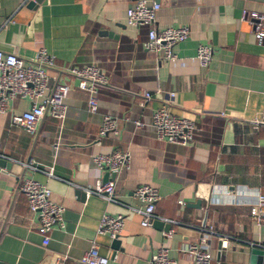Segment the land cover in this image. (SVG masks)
Wrapping results in <instances>:
<instances>
[{
  "label": "crops",
  "instance_id": "obj_1",
  "mask_svg": "<svg viewBox=\"0 0 264 264\" xmlns=\"http://www.w3.org/2000/svg\"><path fill=\"white\" fill-rule=\"evenodd\" d=\"M138 1L43 0L29 7L23 0H0V51L28 62L46 49L55 58L47 71L51 86L70 87L62 128L45 116L30 135L11 122L10 113L0 112V155L13 161L9 170L0 168V264H80L93 239L108 264H149L160 246L178 264H191L182 248L198 238L205 218L223 236L211 242L212 264H250L251 244L263 240L264 226H255L250 209L264 194V124L253 125L264 107V42L256 43L241 18L243 11L264 15V0H155L158 29H189L174 47L176 60L160 64L144 48L146 29L126 25L127 11ZM200 45L213 50L207 68L195 58ZM88 65L108 78L96 114L87 112L86 95L69 75L72 67ZM144 92L151 98L140 107ZM162 104L195 123L189 144L161 141L152 129L135 127L134 120L148 122ZM30 105L17 99L11 107L22 112ZM104 113L118 119V133L98 135ZM115 149L130 158L126 168L109 173L116 182L113 203L84 189L106 180L91 155ZM28 161L40 170L26 168ZM30 177L65 207V226L51 231L47 246L20 191ZM143 184L162 196L155 214L178 221L171 238L160 226H142L140 216L125 207L142 206L132 194ZM197 200L199 209L190 205ZM104 213L124 216L119 249L97 233Z\"/></svg>",
  "mask_w": 264,
  "mask_h": 264
},
{
  "label": "built area",
  "instance_id": "obj_2",
  "mask_svg": "<svg viewBox=\"0 0 264 264\" xmlns=\"http://www.w3.org/2000/svg\"><path fill=\"white\" fill-rule=\"evenodd\" d=\"M35 0H23V4L34 3ZM160 6L155 0H140L130 7L126 13V25L137 30L146 29L145 50L161 62L173 63L176 60L174 47L184 42L189 36L188 27L158 29L156 27V13ZM242 21L252 29L254 39L258 45L264 42V15L243 11ZM196 61L201 68H207L212 62L213 50L209 46L200 45L196 53ZM55 67V58L46 49L40 48L31 61H24L15 54L0 51V112L10 113L11 122L23 127L30 135L36 132V126L45 116L59 122L60 128L67 116L65 99L70 87L56 83L51 86L47 71ZM69 75L77 81V87L86 95V109L91 114L99 112V90L108 85V78L95 65L72 67ZM151 94L144 92L138 105L144 107L150 101ZM17 99L30 101V108L16 112L11 104ZM118 119L108 113L101 118L98 135L104 137L110 133H118ZM136 128H150L158 140L177 145H187L193 139L195 123L185 117L174 115L166 104L152 111L148 122L133 121ZM264 124V107L260 117L254 118L253 125ZM58 142L55 145L57 148ZM129 153L115 149L110 153H96L91 155L92 166L103 172L116 174L128 166ZM39 165V164H38ZM34 162L24 164L26 168L39 171L40 167ZM52 168L47 172L53 176ZM114 178L106 180L96 179L93 186L84 189L87 194H94L108 202L116 203ZM20 191L26 198L29 211L37 218L36 230L42 237V244L47 246L53 229H63L65 226V207L55 202L51 197V190L43 183L26 178L20 184ZM229 193L227 192L226 195ZM133 198L142 206H126L131 212L140 216V224L149 227L156 219L178 225V221L161 218L155 214V206L162 199L158 189L150 185H139L133 191ZM183 208L184 201L178 200ZM250 217L255 226H264V194L257 196L256 204L250 209ZM124 229V216L120 213H104L98 224L97 233L106 235L111 240L120 238ZM175 229L164 232L166 238H171ZM213 238L223 239L207 218L199 229L196 240L189 242L182 248V254L191 264H212L211 242ZM252 246L264 247V235L261 242ZM109 258L99 253L98 244L93 239L90 247L80 259V264H108ZM149 264H178L177 259L171 258L166 246H160L152 254Z\"/></svg>",
  "mask_w": 264,
  "mask_h": 264
},
{
  "label": "water",
  "instance_id": "obj_3",
  "mask_svg": "<svg viewBox=\"0 0 264 264\" xmlns=\"http://www.w3.org/2000/svg\"><path fill=\"white\" fill-rule=\"evenodd\" d=\"M43 3V0H35L34 3H29L30 6H39ZM13 164V161L7 159L6 157L0 155V168H6L9 170ZM113 176V174H112ZM106 179L109 177V173L105 175ZM75 194L77 196H80L82 199L85 197V191L82 188H77L75 190ZM193 205L195 208H200L201 207V201L197 200ZM153 225L160 226L161 229L164 231H168L171 229V223L164 222L162 220L156 219L153 221ZM112 246L115 249H119L120 246V239L116 238L112 240ZM250 264H264V247H259V246H253L252 249L250 250Z\"/></svg>",
  "mask_w": 264,
  "mask_h": 264
}]
</instances>
